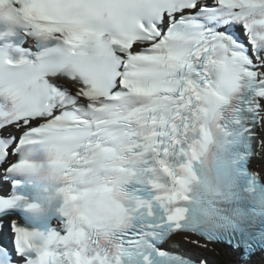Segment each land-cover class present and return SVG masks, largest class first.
Instances as JSON below:
<instances>
[{
	"label": "snow or ice",
	"instance_id": "6c2138e0",
	"mask_svg": "<svg viewBox=\"0 0 264 264\" xmlns=\"http://www.w3.org/2000/svg\"><path fill=\"white\" fill-rule=\"evenodd\" d=\"M257 158L264 0H0V264H253Z\"/></svg>",
	"mask_w": 264,
	"mask_h": 264
},
{
	"label": "bare ground",
	"instance_id": "6f19581e",
	"mask_svg": "<svg viewBox=\"0 0 264 264\" xmlns=\"http://www.w3.org/2000/svg\"><path fill=\"white\" fill-rule=\"evenodd\" d=\"M259 165L260 166V168L261 167H264V159H259V160H256L255 161V165ZM217 262V261H216ZM218 263V262H217ZM219 264V263H218ZM260 264H264V260H261V263Z\"/></svg>",
	"mask_w": 264,
	"mask_h": 264
},
{
	"label": "rangeland",
	"instance_id": "374dc122",
	"mask_svg": "<svg viewBox=\"0 0 264 264\" xmlns=\"http://www.w3.org/2000/svg\"><path fill=\"white\" fill-rule=\"evenodd\" d=\"M226 264H229V262H227ZM232 264H235V263H232Z\"/></svg>",
	"mask_w": 264,
	"mask_h": 264
}]
</instances>
